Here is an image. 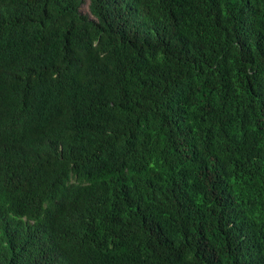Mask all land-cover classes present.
<instances>
[{
    "label": "trees",
    "instance_id": "obj_1",
    "mask_svg": "<svg viewBox=\"0 0 264 264\" xmlns=\"http://www.w3.org/2000/svg\"><path fill=\"white\" fill-rule=\"evenodd\" d=\"M0 0V264H264V0Z\"/></svg>",
    "mask_w": 264,
    "mask_h": 264
},
{
    "label": "rangeland",
    "instance_id": "obj_2",
    "mask_svg": "<svg viewBox=\"0 0 264 264\" xmlns=\"http://www.w3.org/2000/svg\"><path fill=\"white\" fill-rule=\"evenodd\" d=\"M90 0H86L85 4L82 7V13L85 15L89 14Z\"/></svg>",
    "mask_w": 264,
    "mask_h": 264
}]
</instances>
